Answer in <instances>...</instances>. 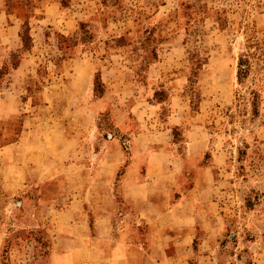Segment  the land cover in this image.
<instances>
[{
	"label": "rangeland",
	"instance_id": "obj_1",
	"mask_svg": "<svg viewBox=\"0 0 264 264\" xmlns=\"http://www.w3.org/2000/svg\"><path fill=\"white\" fill-rule=\"evenodd\" d=\"M5 9L21 26L0 48V264H113L115 241L95 243L89 259L71 240L122 229L142 245L141 264H264V0H5ZM24 57L31 65L14 82L8 72ZM154 153L167 172L148 194L166 214L138 225L133 214L149 202L126 200L120 175L136 157L144 179ZM115 154L122 163L110 187L96 182L89 218L66 211L77 193L71 160L100 170ZM181 202L186 215L173 219Z\"/></svg>",
	"mask_w": 264,
	"mask_h": 264
},
{
	"label": "crops",
	"instance_id": "obj_2",
	"mask_svg": "<svg viewBox=\"0 0 264 264\" xmlns=\"http://www.w3.org/2000/svg\"><path fill=\"white\" fill-rule=\"evenodd\" d=\"M20 26H21V21L18 15L15 13L8 12L5 9V0H0V48L3 46L10 47L13 44V42L17 39ZM31 62H32L31 57L22 58L19 64L16 67H13L8 72V75L12 77V79L15 82V80L25 72V70H29V65H31ZM159 152L161 154H164L161 151ZM153 155H154L152 156L153 158H150L148 163V176H145L144 179L143 176L139 174L140 163L136 157L132 158V160L129 161L126 171L122 175H120V180H119V182L121 183L120 191L122 192L123 197L126 200H129L133 204L140 198L146 199L147 202H149L148 210H143L140 213V216L133 214V217L135 218L136 216L137 218L136 220H134V222H136L138 225L143 223L144 220L142 218L148 220L153 215H161L163 212H165L166 214V211L163 208L165 206L156 203H151L150 195L148 194L150 192L148 190V187L151 183V180H153L154 177L159 176L160 181H162V176L159 173H162L163 176H166V172H167L165 158L163 159V162L161 164V172H159L156 169V165H155L156 154L154 153ZM121 161H122V154H115L114 157H109L104 159L102 164L103 168L99 170L98 167V169L96 170V165L93 164L94 167L91 168L90 164L88 163V160L81 161L83 165L86 164L85 168H78L77 166H80V162L78 161V158L75 160L73 158V160H71L70 163L71 166L64 171L70 173V175H72V177L75 178L72 179L74 183L76 182L74 187L77 190V193H76V197L73 198V200H70L65 210L70 211L72 212V214L75 215L77 214L81 215V219H85L86 215H87L86 217L89 218L88 217L90 211L89 208L94 209L93 195L96 192V182H98V185L102 184V186L110 187L109 183L114 182V180H112V177H114L112 176L113 171L117 167V165L122 163ZM108 162L112 166V170L106 172L104 168ZM102 191L106 192L110 196L109 189L103 188ZM109 196L107 198L110 201H112ZM170 213L173 215L172 216L173 219L182 220L183 216L186 215L184 204L181 202L173 206ZM130 214H131L130 211L120 212V215L123 218L126 217L130 218ZM112 217L113 216L111 214H104L102 215L101 219H104V222L110 224ZM80 222H81L80 220L79 221L76 220L77 224H79ZM119 232L120 234L113 236L112 235L109 236L110 235L109 232L107 236H75L71 240L75 251L74 254L77 255L81 254V256L86 255L90 259L91 248L95 243H99L102 241L103 242L115 241L112 251L105 254V258L107 261H111L113 264L115 262H118L119 264H141L140 256L142 252L139 251V249H141L142 245H140V243L139 244L136 243V240L134 238L129 237L124 229H122ZM170 234L172 233H166L164 236H169ZM185 234L186 233H182V234L173 233L172 235L188 236ZM140 241L141 242L146 241V239L141 238L139 239V242ZM146 257H150V254H147ZM130 260L135 263H132ZM89 264H92V262H89Z\"/></svg>",
	"mask_w": 264,
	"mask_h": 264
},
{
	"label": "trees",
	"instance_id": "obj_3",
	"mask_svg": "<svg viewBox=\"0 0 264 264\" xmlns=\"http://www.w3.org/2000/svg\"><path fill=\"white\" fill-rule=\"evenodd\" d=\"M249 59L248 58H244V57H241L240 60H239V65H238V75L239 76H244L248 69H249Z\"/></svg>",
	"mask_w": 264,
	"mask_h": 264
}]
</instances>
